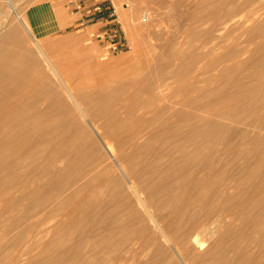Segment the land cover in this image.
<instances>
[{"label":"bare ground","instance_id":"bare-ground-1","mask_svg":"<svg viewBox=\"0 0 264 264\" xmlns=\"http://www.w3.org/2000/svg\"><path fill=\"white\" fill-rule=\"evenodd\" d=\"M6 1L40 65L20 58L28 47L3 18L0 48L13 40L18 51H0V185H14L0 189V209L35 199L23 214L67 215L65 229L31 264L49 254L50 264H154L153 246L158 259L166 257L159 242L176 264H264V0H199L180 24L187 26L180 64L138 81L118 75L126 85L98 94L72 86L48 53L52 42L39 40L17 3ZM203 25L206 31L197 30ZM130 87L124 100L115 95ZM59 111L81 138L89 133L78 141L89 152L72 150L58 135ZM135 217L152 219L160 240L144 237V227L141 236L128 231L139 228ZM220 227L226 232L216 241ZM210 243L214 252L205 256Z\"/></svg>","mask_w":264,"mask_h":264},{"label":"rangeland","instance_id":"rangeland-1","mask_svg":"<svg viewBox=\"0 0 264 264\" xmlns=\"http://www.w3.org/2000/svg\"><path fill=\"white\" fill-rule=\"evenodd\" d=\"M47 1L49 0H13V3H17L19 10L23 12L25 19L28 20V17L34 14V10L45 12L47 17L55 13L56 11L47 8L49 7L47 6ZM54 1L62 5L57 8V13L58 20L63 21L58 23V26L53 31H49L46 24L39 25V23H37L38 25L32 24V26L41 27L42 30H44L41 31V33H44L40 36V33L38 34L37 32L38 39L46 43L52 42L51 45L47 47L48 53L50 52L49 55L53 58L55 63L69 76V81L72 86L78 91H86L91 94L106 93V91L110 90L116 91V87L126 85L128 81L118 83L117 80L114 79L115 77L118 78V75L122 74L119 77L124 75H126V77H134L131 80L134 79L138 81L151 73L162 70V67L166 65H170L171 67L180 64L183 59V52L186 49V45L180 47L184 41L182 30L187 28V26L180 28V24L184 17V13H187V15L192 14L197 9L199 3V0ZM40 5L46 8L44 10L41 8L39 9ZM9 10L10 8L7 1L0 0V40L5 37L7 32L6 29L8 28L7 26H3V23L9 20V23L13 24L12 27L15 26L17 29L15 33L20 35L21 41L26 43L29 50L27 55H21L20 58H25L26 60L34 58L37 67L38 64L40 65V57L37 50L33 47L34 45L29 42L30 39L24 33L20 23L15 20V15H8L7 12ZM114 10L120 21V33L117 39L110 42L105 38L108 35L111 24L109 14ZM145 15L146 18L144 17ZM50 19H52V17H50ZM105 20H107L105 27L99 29L100 25L97 23ZM191 24L193 25V23ZM207 27L208 25H203L197 30L206 31ZM46 28L47 30L45 31ZM236 33L238 32L235 31L233 34L235 35ZM185 40L191 41V38H186ZM17 46L16 41L10 40L6 45H2L0 51L4 53L5 57L13 56L17 54ZM216 53H221V50H218ZM5 57L2 56L1 58ZM18 63L20 62L16 58L12 61L10 67L15 68L18 66ZM124 69L127 70L124 71ZM135 74L136 76H134ZM105 76H107V78ZM109 77L111 79H109ZM119 79L120 78H118V80ZM132 90L133 88L130 87L128 90L123 92L119 91L115 95L121 93V97L124 100L133 92ZM142 94L143 93L138 95V100H141L145 95L143 94L142 96ZM122 103L125 104L124 102ZM143 110L144 109L136 110L134 116L141 115ZM70 115L69 123L76 117L74 110L71 111ZM148 115L150 114H147L146 117ZM56 118L58 119V127L60 128L58 135L69 141L68 146H70L72 150L83 151L84 153L89 152L90 148L81 145L79 147L78 145V141L88 138L89 133H85L83 138H81L79 136V126L76 125L72 127L69 123H66L67 116L65 113H61L60 111L57 112ZM140 141H143V139ZM59 146H61V143L57 144V147ZM97 152L100 154V158H106L102 151ZM90 160L91 159H87L84 163H90ZM35 183L42 186L43 179L37 180ZM108 184V181L102 183V185ZM0 189L12 191L14 189L13 182L8 181L6 184L0 185ZM27 191V187H24L22 192L26 194ZM19 193L21 192H12V195L16 196ZM90 195L91 193L86 192L83 196L84 198H89ZM35 202V199H30L26 202L28 206L19 205L10 208L8 211H6L7 208L5 206L1 207V213L5 212L0 215V264H31V259L37 257L51 239L57 236L61 230L65 229L64 226L66 223H64V221L67 215L61 217L58 215L56 216V213H54L52 216L44 218L37 215L23 214L28 209H33L35 207ZM109 203L110 205L108 204L104 209L110 208L111 205L116 204V201ZM133 204H135V202ZM124 208L123 206V209ZM122 216H124L122 220H125V223L131 219V214L126 212ZM133 219H135L136 225L139 226V228L136 227L135 229L134 225H128V231H134L135 234L141 236V230L144 227L149 234L144 235V237L151 239L153 241L152 243L160 240L159 234L154 230L155 227L153 226L155 223L152 219L148 220L144 217L143 219L138 217ZM27 228L29 232L26 234L25 229ZM220 229L219 233L215 235L214 240L216 241L220 240L226 232V227H220ZM116 238V236L112 238V243L116 241ZM231 242L232 241L228 240L225 247L222 248L226 249ZM159 247L166 257L164 260L158 259L159 256L156 255V249L153 246L152 256L154 261L156 260L154 264H168L170 262L176 264V261L172 258L171 252L168 250V245L159 242ZM102 252L104 251L100 249L96 256ZM202 252L206 254L205 256L212 255L214 252L213 244L210 243ZM229 253L232 254V252ZM87 256H89V254ZM96 256L91 255L90 258ZM54 259L55 257L49 254L42 264H50ZM146 259L148 260V258ZM208 262L209 261H207V263ZM39 264L41 263L39 262ZM209 264H212V261L209 262Z\"/></svg>","mask_w":264,"mask_h":264},{"label":"crops","instance_id":"crops-1","mask_svg":"<svg viewBox=\"0 0 264 264\" xmlns=\"http://www.w3.org/2000/svg\"><path fill=\"white\" fill-rule=\"evenodd\" d=\"M54 0H49L47 1V8H50L51 10H54L56 11L55 13L51 14V16L47 17L46 13L45 12H38L36 10H34V14L30 15V17H28V21L31 23V25H38L37 23H39V25H47L48 26V30L49 31H53L57 26H58V23L62 22L63 20H58V13H57V8H59V6H62L59 2H53ZM46 6V5H45ZM42 9L44 10L46 7H43L42 5L39 6V9ZM30 13V12H29ZM104 15V14H103ZM54 16V18H53ZM50 17H52V19H50ZM107 22V20L105 21H101L100 23L98 22L97 24L100 25L99 29H103L105 27V23ZM34 29L36 32H38L39 36L43 33H41V31H44L42 30L41 27H35L34 26ZM97 29V30H99ZM47 30V28L45 29V31Z\"/></svg>","mask_w":264,"mask_h":264},{"label":"built area","instance_id":"built-area-1","mask_svg":"<svg viewBox=\"0 0 264 264\" xmlns=\"http://www.w3.org/2000/svg\"><path fill=\"white\" fill-rule=\"evenodd\" d=\"M110 15V19H111V24H110V28H109V32L108 35L105 39H108L110 42L114 41L115 39L118 38L119 35V28H120V21L118 20L117 14L115 12V10L109 14ZM109 19V21H110Z\"/></svg>","mask_w":264,"mask_h":264}]
</instances>
